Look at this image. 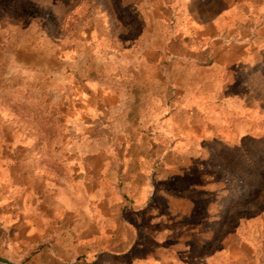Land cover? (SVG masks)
<instances>
[{
    "label": "rangeland",
    "instance_id": "rangeland-1",
    "mask_svg": "<svg viewBox=\"0 0 264 264\" xmlns=\"http://www.w3.org/2000/svg\"><path fill=\"white\" fill-rule=\"evenodd\" d=\"M0 256L264 264V0H0Z\"/></svg>",
    "mask_w": 264,
    "mask_h": 264
},
{
    "label": "water",
    "instance_id": "water-1",
    "mask_svg": "<svg viewBox=\"0 0 264 264\" xmlns=\"http://www.w3.org/2000/svg\"><path fill=\"white\" fill-rule=\"evenodd\" d=\"M0 264H22L20 262H16L10 258L0 256Z\"/></svg>",
    "mask_w": 264,
    "mask_h": 264
},
{
    "label": "trees",
    "instance_id": "trees-1",
    "mask_svg": "<svg viewBox=\"0 0 264 264\" xmlns=\"http://www.w3.org/2000/svg\"><path fill=\"white\" fill-rule=\"evenodd\" d=\"M246 155V152L243 150V156H245Z\"/></svg>",
    "mask_w": 264,
    "mask_h": 264
}]
</instances>
